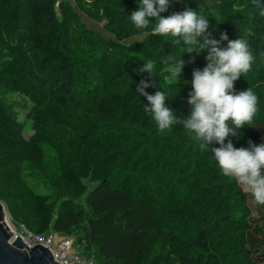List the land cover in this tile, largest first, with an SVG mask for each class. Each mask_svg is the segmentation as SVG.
<instances>
[{"label": "trees", "instance_id": "1", "mask_svg": "<svg viewBox=\"0 0 264 264\" xmlns=\"http://www.w3.org/2000/svg\"><path fill=\"white\" fill-rule=\"evenodd\" d=\"M187 7L209 19L222 48L223 33L247 39L254 63L234 87L252 88L259 111L229 139L264 143V17L253 0H170L162 15ZM138 9L139 0H0V200L15 226L73 238L95 264H264V206L181 125L160 132L136 90L154 82L145 90L164 91L185 118L207 52L137 30ZM178 59L179 81L169 74ZM150 60L154 76L139 71Z\"/></svg>", "mask_w": 264, "mask_h": 264}, {"label": "clouds", "instance_id": "2", "mask_svg": "<svg viewBox=\"0 0 264 264\" xmlns=\"http://www.w3.org/2000/svg\"><path fill=\"white\" fill-rule=\"evenodd\" d=\"M169 6L170 0H139V9L129 15L130 22L137 30L151 28L154 36L174 38L175 44L182 42L188 54L206 51L207 65L202 70L193 71V90L187 101L192 109L190 115L185 118L174 115L166 103L169 96L161 90L149 94L145 89L155 86V83L142 80L136 90L148 101L144 111L160 132L170 130L173 125H181L193 134L201 150L214 153L212 156L221 174L241 185L255 204L264 206V143L256 145L250 141L248 148H236L229 139L236 136L238 129L253 126L259 111V98L252 88L237 93L234 87L254 63L250 45L241 36L229 40L227 33H223L221 40L228 43L222 48L220 41L210 38L209 19L202 13L187 7L184 11L163 16ZM253 7L254 16L264 17V0H253ZM192 62H195V57ZM184 66L183 59L176 60L170 68V76L179 81ZM156 67L150 60L143 63L139 71L154 76ZM213 143L220 146L210 149Z\"/></svg>", "mask_w": 264, "mask_h": 264}, {"label": "water", "instance_id": "3", "mask_svg": "<svg viewBox=\"0 0 264 264\" xmlns=\"http://www.w3.org/2000/svg\"><path fill=\"white\" fill-rule=\"evenodd\" d=\"M5 216L0 202V264H57L48 249L39 245L30 248L21 238H15Z\"/></svg>", "mask_w": 264, "mask_h": 264}, {"label": "built area", "instance_id": "4", "mask_svg": "<svg viewBox=\"0 0 264 264\" xmlns=\"http://www.w3.org/2000/svg\"><path fill=\"white\" fill-rule=\"evenodd\" d=\"M12 234L15 238H21L31 248L39 245L48 249L57 264H95L94 260H87L80 253L72 252L75 244L73 238L58 242L53 232L39 235L27 230L24 226L15 225Z\"/></svg>", "mask_w": 264, "mask_h": 264}, {"label": "rangeland", "instance_id": "5", "mask_svg": "<svg viewBox=\"0 0 264 264\" xmlns=\"http://www.w3.org/2000/svg\"><path fill=\"white\" fill-rule=\"evenodd\" d=\"M81 18H82V21L83 23L86 25L87 28H89L90 30L96 32L97 34L107 38V39H113V35L110 34L104 27V24H98L96 22H93L92 20H90L89 18H87L86 16L80 14ZM145 38V34L143 35H139L135 38H132V39H129L126 41V43L130 44V43H133V42H138V41H142L143 39ZM191 82V81H190ZM20 118L23 119L26 115V111L24 110H21L20 111ZM243 188V187H242ZM0 202L4 205V208H5V213H6V216H7V219H9L12 223V225L14 224L13 221H12V216L9 212V210L7 209V207L5 206V204L0 200ZM14 226V225H13ZM56 237V236H55ZM56 240L57 237H56ZM72 252H78V253H81L80 249L78 248V245L75 243L74 244V248H73V251Z\"/></svg>", "mask_w": 264, "mask_h": 264}, {"label": "bare ground", "instance_id": "6", "mask_svg": "<svg viewBox=\"0 0 264 264\" xmlns=\"http://www.w3.org/2000/svg\"><path fill=\"white\" fill-rule=\"evenodd\" d=\"M5 223L9 225V227L11 228V230L13 232L14 231V226L12 225L11 221L9 219H7V216H5ZM23 242L27 245V243L25 241H23Z\"/></svg>", "mask_w": 264, "mask_h": 264}]
</instances>
